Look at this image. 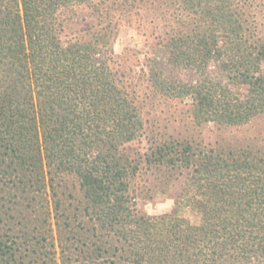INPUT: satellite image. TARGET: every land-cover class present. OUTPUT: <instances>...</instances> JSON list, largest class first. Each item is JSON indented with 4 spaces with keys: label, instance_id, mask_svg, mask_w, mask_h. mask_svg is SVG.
Masks as SVG:
<instances>
[{
    "label": "trees",
    "instance_id": "16d2710c",
    "mask_svg": "<svg viewBox=\"0 0 264 264\" xmlns=\"http://www.w3.org/2000/svg\"><path fill=\"white\" fill-rule=\"evenodd\" d=\"M261 117L264 0H0V264H264V153L196 134Z\"/></svg>",
    "mask_w": 264,
    "mask_h": 264
},
{
    "label": "rangeland",
    "instance_id": "374dc122",
    "mask_svg": "<svg viewBox=\"0 0 264 264\" xmlns=\"http://www.w3.org/2000/svg\"><path fill=\"white\" fill-rule=\"evenodd\" d=\"M77 11L78 13L75 15L77 23L74 25L73 31L81 32L91 29L94 25L92 19L87 16L88 14L85 11ZM83 17H86L87 20L83 21ZM145 26V32L141 33L134 27L122 25L116 30L112 42V48L115 54L128 60V64L136 71L135 74L137 77L141 75V70L145 68L143 66L146 57L145 53L149 51L151 43L155 42L152 36L157 35L161 31L162 22L152 18V24H146ZM190 77V73H188L186 78L190 79ZM178 128V125L173 124L170 126L172 131L173 129L176 131ZM196 134L206 139L211 138V140L221 137L227 140L232 139L246 144H252L264 153V117L253 120L246 126L227 130L218 129V127L212 124L204 127V129L196 132ZM178 191L179 184H176L167 196H157L153 200L141 198L138 201V208L142 213L151 216L171 213L175 207L174 200ZM182 214L193 222L198 221L195 214L189 210H185Z\"/></svg>",
    "mask_w": 264,
    "mask_h": 264
}]
</instances>
